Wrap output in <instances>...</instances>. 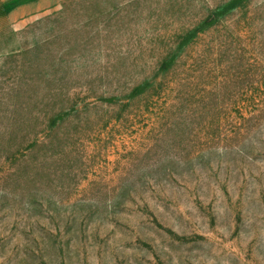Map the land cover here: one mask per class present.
Masks as SVG:
<instances>
[{
  "label": "rangeland",
  "instance_id": "1",
  "mask_svg": "<svg viewBox=\"0 0 264 264\" xmlns=\"http://www.w3.org/2000/svg\"><path fill=\"white\" fill-rule=\"evenodd\" d=\"M0 264H264V0H0Z\"/></svg>",
  "mask_w": 264,
  "mask_h": 264
}]
</instances>
